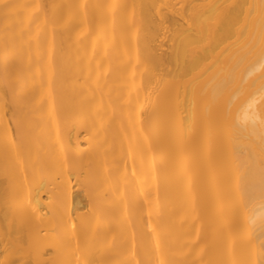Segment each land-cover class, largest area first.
Masks as SVG:
<instances>
[{
	"label": "bare ground",
	"instance_id": "obj_1",
	"mask_svg": "<svg viewBox=\"0 0 264 264\" xmlns=\"http://www.w3.org/2000/svg\"><path fill=\"white\" fill-rule=\"evenodd\" d=\"M0 264H264V0H0Z\"/></svg>",
	"mask_w": 264,
	"mask_h": 264
}]
</instances>
